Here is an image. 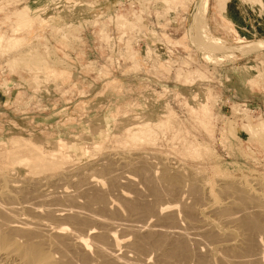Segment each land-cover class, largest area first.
I'll use <instances>...</instances> for the list:
<instances>
[{
    "label": "rangeland",
    "instance_id": "obj_1",
    "mask_svg": "<svg viewBox=\"0 0 264 264\" xmlns=\"http://www.w3.org/2000/svg\"><path fill=\"white\" fill-rule=\"evenodd\" d=\"M204 1L0 0V188L9 197L0 196L1 228L17 214L46 223L48 217L42 219L46 206L68 210L70 206L74 212L79 205L78 212L104 223L87 222L86 232L88 228L100 233L116 231L121 244L115 248L116 255L133 264H200L192 256L195 251L209 255L204 236L198 237L202 243L198 246L184 235L193 253L172 262L163 259L164 246L159 251L143 241L141 251L131 247L137 236L157 232L159 227L153 225L166 231L175 225L158 222L153 215H131L120 199L151 203L156 209L165 204L173 210L176 226L186 229L180 205L193 202L191 181L203 193L201 206L206 200L225 202L226 194L220 189L226 183L244 184L256 193L264 190V0H207L206 35L199 34L201 26L195 16ZM210 40H217L220 48L213 43L210 47ZM131 133L140 138L132 142ZM19 140L20 145L25 142L23 148L17 145ZM28 143L33 150L42 146L40 154L29 151ZM72 145L82 147L83 154ZM61 147L67 149H60L63 157L57 152ZM34 153L52 155L57 165L65 162V156L73 160L68 158L57 169L55 163L47 168L37 162L33 166ZM140 157L150 166L146 179L120 165ZM11 158L24 161L18 166ZM103 164L114 169L111 175L102 174ZM164 166L170 172L178 169L184 178V186L168 196L166 184L159 180ZM85 172L97 183V190L84 186L80 190L86 189L88 195L103 192L104 202L96 206L86 207L83 192L79 190L78 198L74 191ZM148 178L162 190L161 200L151 195ZM39 190L54 192L58 200L41 197ZM64 190L72 200H66ZM9 208L14 213H8ZM55 222V226L70 227L66 220ZM249 235L264 245L262 234ZM215 262L213 257L209 264H220Z\"/></svg>",
    "mask_w": 264,
    "mask_h": 264
},
{
    "label": "bare ground",
    "instance_id": "obj_2",
    "mask_svg": "<svg viewBox=\"0 0 264 264\" xmlns=\"http://www.w3.org/2000/svg\"><path fill=\"white\" fill-rule=\"evenodd\" d=\"M207 5H208V2H207V0H205L202 4V8L199 11L198 15L196 14L198 8L195 12V16H197V18H198L197 23L201 26L199 34L203 33L206 35L207 31L209 29L208 24L206 22ZM194 17H193V20L195 19ZM197 23H195V24H197ZM196 26L194 27L193 31L196 32V34H197V31H195V30H197V29H195ZM196 34L194 33V35H196ZM205 35H202V36L204 37ZM203 37H202V39H203ZM194 38H198V37H194ZM205 38H206V36H205ZM205 40L209 41V39H205ZM205 40H204V42H205ZM200 41H202V40L200 39ZM207 43L209 44L210 47H212L211 46L212 43H213L212 45L215 44V46H216V44L218 42L216 40L214 42L212 41V43H211V40H210V42H207ZM216 48H218V47L216 46ZM251 49H252V47H251ZM203 57H205V56H203ZM205 58L207 59V58H209V56H206ZM158 126H161V125H157V127ZM133 128H135V127H133ZM138 128L139 127H137V129ZM146 130H147V132L151 133V130H149L147 128H146ZM126 132H127V130H126ZM150 133H147L148 136H152V135H150ZM129 137H130V140L132 139V142H134L136 139L140 138V137H138L137 133H131L129 135ZM148 138H151V137H147V139ZM20 141H22V140L16 141V142H18V144L14 141L15 143L13 142L12 145L15 146L14 144H17L18 146H21V145L25 146L24 145L25 142L23 144L21 142V145H20L19 144ZM58 142H56V143H58ZM26 143H27V141H26ZM66 144L67 143H65V145ZM102 145H103V143H102ZM23 146H21V148H23ZM27 146L29 147V148L27 147L29 149V151H31V149H32L31 145L29 146V143H28ZM94 146L95 145L93 144V148H94ZM15 147L17 148V146H15ZM41 147H39L40 149H38V147H37V149L40 151H38L37 149H36L37 151L33 150V149H32V151H34L35 153L39 152V153H37L39 155L40 152L42 151L41 149H43ZM52 147H53V145H52ZM62 147H63V145H62ZM62 147L59 148L58 151H57V148H58L57 147L56 151L59 153L60 149H62L61 151L64 152L65 148H62ZM73 147L75 148V151L77 153L83 154V152H82L83 150L81 149L82 147H79V146H73ZM98 147H100V146H98ZM98 147L95 149H99ZM18 148H20V147H18ZM65 150L67 151V149H65ZM56 151H54V152L53 151H51V152L47 151V152H49L48 154L53 153L52 155H54ZM25 152H26V150H25ZM86 152H88V151H86ZM86 152H84L85 155L87 154ZM93 152H94V150H93ZM35 153H34V155H32L33 156V161H32L33 163H31V164L33 165L35 162L41 163V164H46V165H44V166H46V168H47V164L50 166V164H54V163H55V167L58 166L59 168H61L64 166V163H66L68 161V158H69L68 153H67L68 158H65L66 157L65 156L64 159H62V160H65V162L59 161V158H58V162H64V163H61V164H63L62 166H59L61 164L57 165V163H56L57 160L56 161L54 160L55 162L52 161L53 158L56 159L55 157L52 158V155L48 156V154H46L47 158L45 159V157H46L45 154H44L45 156H42V157L39 156L38 157V156H36ZM61 153H59V154H61ZM71 153H69V154H71ZM27 154H28V152H27ZM31 154H33V152H31ZM64 154H61V156L63 157ZM71 155H72V157H74L73 153ZM29 156H30V154H28V161H30ZM23 158H24V155H23ZM34 158H35V161H34ZM48 158H50L53 163H51V161L49 162ZM13 159L14 158H11L12 163L14 162V160H16L18 162V163L16 162L17 165L24 161V160L20 161L19 160L20 158L14 159V160ZM69 159L73 160V158H69ZM74 159L76 160V158H74ZM135 159H137V158H135ZM139 159H137L136 161L134 159H133L134 161L124 160L122 162L120 160V162H121L120 165H122L123 167L131 168L135 173L141 174L145 178L146 174H148L150 172V166L148 165V163L143 162L142 158H141L142 161ZM46 161H48L49 163H47ZM73 162H75V161H73ZM29 163L28 164L26 163V164L30 165ZM20 165H22V164H20ZM37 165H39V164H37ZM37 165H36V167H37ZM103 165H101L103 167V168L101 167L102 174L105 172L106 174L108 173L111 175L113 173L114 169L111 168V166H109V164L108 165L103 164ZM33 166H35V165H33ZM52 166L53 165H51L50 168H54ZM70 166H72V165H70ZM39 167H41V165L38 166L37 168H39ZM98 167H100V165H98ZM56 169H57V167H56ZM177 170L175 172L174 171L170 172V170L168 171L167 167L164 166L162 168V170L160 171L161 173H159L160 174L159 180L164 182L167 186L166 190L168 189V192H167V194L165 193V195H167V196H168V193L170 194V193L174 192L175 190H179L181 185L184 183V178L181 176V173L179 171L178 172L180 174L177 173ZM81 171L84 172V170H81ZM38 175H40V174H38ZM80 175H84V174H80ZM85 175H86L85 178H83V176H82L81 177L82 179H80V181H77V184L75 183V185L77 186L76 187L77 190H74V191H78V196H77V192H76V197L79 198V193L83 192L84 195L82 194V196H84V198L81 195H80V197H82L83 200H85L86 207L87 206L90 207L92 205L91 203H96L95 204V206H96L97 203L100 204V202H104L103 197L100 196V195H103V192H100V195L99 194L98 195H88L86 189L88 191L93 190V187H94V189H96L95 184H97V183H95V181L91 178V176L88 177L86 172H85ZM68 176H67V178H68ZM73 177H75V176H73ZM70 178H71V176H70ZM75 178H77V177H75ZM227 178H228V176H227ZM110 180L114 181V178H110ZM156 180H157V178H156ZM47 181H49V180L47 179ZM57 182H58V180H57ZM150 182L151 181L149 179L147 182V187H148L151 195L154 198H156L155 200H157V199L161 200V198H159V197L163 196V195L161 196L162 190L160 192L159 191L160 188L157 189V187L153 183L151 184ZM231 182H233V181H231ZM164 183H161V184H164ZM196 183H198V182H196ZM128 184H131V181H129ZM190 184L191 185H189V186H190V192H191V196H192L191 201H193V202H192V204H188V205L183 202L180 205V207H182V209L181 208L180 209L183 212L182 214H183V219L185 221L184 223L186 224L185 225L186 229L185 228L183 229V228L176 226L178 220L176 222L175 214H174V212H172L173 210L169 211L170 207H165L164 206L165 204L163 205L161 203L160 206L157 207V209H156V207L153 206L151 203L150 204L140 203L141 201L140 202H138L136 200L134 201V199L129 200V199H126L124 196H121L120 199H122V203L124 204V206L126 207L128 212L131 213V215L141 216V217L142 216L145 217L146 215H153L155 218H157L158 222L175 225V226H173L172 231H166V229L162 230V229H160L161 226H158L157 224L153 225L152 227H155V228L159 227V229L157 228L158 230L154 228L155 231L157 230V232H152V233H149L148 235L147 234L146 235H140L139 234L140 236H137V240H135L134 242L132 241L133 244L130 242L131 247H133L132 245H134L135 249H137L139 251L143 247L142 245H140V244H142L141 242H143V241L146 243V246L148 245L149 248H150V246H152L155 250L157 248L159 251H160V249L162 250L161 247L164 246L163 251H160L162 253L161 255L163 256L164 260H167L166 262H168L169 260H171V262H172L173 259H176V260L181 259V258L186 259L187 257L191 256V254L193 253V252H189L187 245H185L186 242H184V239H183L184 235H185V238L186 237L188 238L190 236V238L195 243H197V245L198 244L202 245V243H200L198 241V237L204 236L205 239L209 241L208 243L211 242L210 243L211 245H209L208 243H207L208 245L206 244V246H208L207 247L208 252L207 251L206 252L209 253V255L208 256L201 255L200 252H197L198 250L195 251V253H194L195 256L192 255L193 257H196V259L198 260L197 262H199L200 264H209V261L212 260L213 257H215L220 264H264V245L261 244V242H259L258 239L255 240L252 236L249 235L252 233H256V234H262L264 236V190H262V192L256 193L255 191L251 192V190H248L249 187L247 188L246 185L244 186V184L238 185V184H234V183H229V184L226 183L227 186H225V187L222 186V187H224V189H222V187H221V189L219 188L220 191L223 190L222 193L226 194V198H224V199H226L225 202L221 201V202L216 204V202L214 203V199H213V203L211 202L212 204L211 203L209 204V202L207 203V200L205 199L206 204L201 206V202L203 201V198H204L202 195L203 193L200 192L199 187L196 186L197 184L195 185V182L191 181ZM157 185H158V183H157ZM83 186L86 188V189L84 188L85 192L80 190V189H83ZM183 186L184 185H182V187ZM79 190L82 192H80ZM39 192H41V191L39 190ZM52 193L51 192L50 193H42L41 197L44 196V197H49V199L52 198V200H55V199L58 200V197H55L54 192H52ZM95 193H97V192H95ZM177 193H178V191H177ZM62 194H64V197L66 198V200L67 199L72 200L70 192L67 193L64 190V193L62 192ZM119 195H121V193ZM172 195H174V194H172ZM223 195H222V198L225 197V195L224 196ZM0 196L9 198L8 194L4 191L3 187L0 188ZM73 196L74 195H72V197ZM104 197H106V196H104ZM74 199H77V198H73V200ZM120 199H119V201H120ZM162 200H163V198H162ZM177 201L178 200H176V202ZM49 202H50V200H49ZM73 202H72V204H73ZM149 202H151V201H149ZM51 203H53V202L51 201ZM75 203L76 202H74V204ZM105 203H106V201H105ZM108 203H110V202L108 201ZM52 205H54V204H52ZM105 205H107V204H105ZM105 205H104V207H106ZM45 206H46V203H45ZM77 206H75L77 208V210L72 206L75 209L74 212H72L73 209H71L70 206H69L70 210L65 209L64 207L60 208V209L59 208L58 209H56V208L51 209L52 208L51 206H49L51 208H48V206H46L47 207L46 210L44 212L42 211L44 213L42 219H45L46 217H48V218L52 219V222L56 221L55 224L57 223V221L60 222V220L61 221L66 220V223L68 222V224H70V227L55 226L54 222L52 224L51 221H49L48 218H46L48 220V224L50 222L52 225H54V227H51V224H49V225L46 224L47 220H46V223H43L42 220L40 221L39 219H38L39 221H32L31 219H25L28 216H26L25 218H23V217L20 218L19 216H17L18 214L16 216H14V214L13 215L11 214L12 216H14V218L11 219L12 221L6 222V224L3 223L4 227L3 228L0 227V261L4 262V261H11L12 260V262L15 261L14 264H133V260L131 261L130 259H127L126 257L121 258L118 255H116V249H117L116 247L119 245V242H120L119 236L115 234L116 231L113 232L112 229H110V230L107 229L106 232L100 233V232H97L96 230H94L95 228L94 229L88 228V230H90V231L86 232L85 227H87V222H90L92 224L93 223L98 224V225H104V223H101L100 220L97 219L93 215H88V214L83 213L82 210H81V212H78V209H81V207L79 205H77ZM55 207H56V205H55ZM103 209H106V208H103ZM12 210H14V209H12ZM12 210L10 209L9 211H11V212H8V213H12V212L14 213V211H12ZM21 210L23 211V210H25V208L21 207ZM2 211L3 210L0 206V212H2ZM103 211H105V210H103ZM167 211H169V212L167 213ZM19 214H20V212H19ZM37 214H38V212L36 213V211H35V215H37ZM115 214H116V212H115ZM115 214H114V216H115ZM5 215H7V214L5 213ZM44 216H45V218H44ZM38 217H36V219ZM108 217H110V215ZM102 218H104V217H102ZM121 220H123V219H121ZM118 221H120V220H118ZM130 223H132V222H130ZM3 224H2V226H3ZM124 224H126V223H123V225ZM106 226H107V224H106ZM112 226H114V225H112ZM126 228H128V227H126ZM164 228H166V227H164ZM170 228H169V230H170ZM154 229L153 230L150 229L149 231H154ZM167 230H168V228H167ZM184 230H185V232H184ZM158 231H160V232H158ZM169 236L172 237V239L173 238H175V239L169 240V239H171V238H169ZM120 237H122V236H120ZM121 243H123V242H121ZM119 246L121 247V244ZM143 249H144V247H143ZM90 250L92 251L93 254L90 252ZM132 250H134V248ZM147 251H148V249H147ZM54 255H57V256H54ZM121 261H124V262H121ZM218 262H215V263H218ZM2 264H4V263H2Z\"/></svg>",
    "mask_w": 264,
    "mask_h": 264
}]
</instances>
